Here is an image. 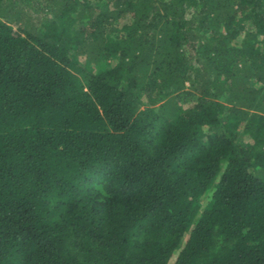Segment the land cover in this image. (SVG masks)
<instances>
[{
    "label": "trees",
    "instance_id": "trees-1",
    "mask_svg": "<svg viewBox=\"0 0 264 264\" xmlns=\"http://www.w3.org/2000/svg\"><path fill=\"white\" fill-rule=\"evenodd\" d=\"M172 257L264 264V0H0V264Z\"/></svg>",
    "mask_w": 264,
    "mask_h": 264
},
{
    "label": "rangeland",
    "instance_id": "rangeland-1",
    "mask_svg": "<svg viewBox=\"0 0 264 264\" xmlns=\"http://www.w3.org/2000/svg\"><path fill=\"white\" fill-rule=\"evenodd\" d=\"M241 31H244V30H241ZM210 194L211 192H207L205 193L202 197H201V205H204L206 201L209 200V197H210ZM174 257V256H173ZM173 257L169 260L168 264H172V261H173Z\"/></svg>",
    "mask_w": 264,
    "mask_h": 264
}]
</instances>
